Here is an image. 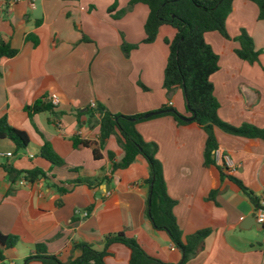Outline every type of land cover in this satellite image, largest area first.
<instances>
[{
  "label": "crops",
  "instance_id": "crops-1",
  "mask_svg": "<svg viewBox=\"0 0 264 264\" xmlns=\"http://www.w3.org/2000/svg\"><path fill=\"white\" fill-rule=\"evenodd\" d=\"M128 1L31 0L32 6L29 0H14L12 5L0 0V40L17 50L14 57L0 60V118L5 116L29 139L27 148L19 152L9 141L0 140V233L19 238L14 248L4 251L0 264H22L36 244L66 261L78 254L77 244L100 248L104 236L121 231L153 258L169 264L181 260L168 234L155 230L146 217V161L137 156L126 169L112 171L107 155L121 153L116 135L97 149L96 159L91 148L72 144L73 137L98 142L99 126L85 115L91 102L124 116L170 107L184 118L191 117L181 90L167 93L162 87L168 55L164 41L173 39L174 30L162 26L152 43L143 44L149 10L137 4L116 17ZM225 29L228 40L216 32L204 35L218 58V70L210 77L219 103L217 116L234 127L263 128L264 20H257L255 4L234 0ZM240 31L259 53L257 63L248 64L234 54ZM123 42L137 48L125 56ZM51 96L58 98L57 106ZM35 102L50 104L52 111L30 114L26 108ZM136 130L145 142L157 146L155 158L162 167L166 192L175 201L173 215L182 236L210 229L204 248L186 264H264V225L262 230L239 228L254 208L216 168L224 164L264 201V142L216 129L215 165L204 167L205 134L193 121L178 125L170 116L149 117ZM44 142L63 166L52 167L40 157ZM9 167L38 168L45 178L11 184L5 171ZM78 180L90 185L75 183ZM58 188L67 192L59 195ZM110 251L113 256L105 264H128L124 246L114 244Z\"/></svg>",
  "mask_w": 264,
  "mask_h": 264
},
{
  "label": "trees",
  "instance_id": "trees-1",
  "mask_svg": "<svg viewBox=\"0 0 264 264\" xmlns=\"http://www.w3.org/2000/svg\"><path fill=\"white\" fill-rule=\"evenodd\" d=\"M76 1V0H63ZM234 0H129L127 8L137 4L145 5L149 14L144 23L143 44L152 43L158 34L159 28L168 26L174 30V37L171 41L165 40L168 48V55L164 68L163 89L169 93L174 89H180L186 111L194 116L193 122L200 127L205 134L203 149L204 167L214 166L213 155L217 149L215 130L218 129L225 134L247 139H259L264 142V127L256 128L250 124H242L238 127L222 122L217 111L219 103L213 94V86L210 77L218 70V58L206 44L204 35L216 32L222 38L228 40L225 29V21L229 15ZM257 7V20H264V0H247ZM110 9L108 12H111ZM123 14L125 10L119 11ZM120 16V15H119ZM118 17V15L116 16ZM29 36L28 39H31ZM34 40V44L36 40ZM238 47L234 54L248 64L257 63L259 53L254 51L253 43L244 31H240L235 38ZM122 53L127 56L137 45H130L123 42L120 46ZM17 50L0 40V60L12 58ZM141 86V85H140ZM144 90L145 87L141 86ZM41 102H35L26 110L31 113L52 111L50 104L41 106ZM171 109L163 107L159 111ZM88 121L93 120L99 126L98 142L82 141L77 137L72 138L74 148H91L92 155L97 158V149H101L111 135H116L121 148L119 156L108 153L112 171L126 169L137 156L142 157L148 165V178L145 181L149 188L146 200L145 214L152 227L157 231L166 232L172 244L180 251L181 260L177 264H186L194 255L204 248V239L210 234V229L200 230L192 235L183 237L173 215L175 201L167 192L162 175L160 162L155 158L157 146L151 142H145L136 130V125L144 121L142 114L124 116L112 114L101 105L95 108H88L85 112ZM170 116L178 125L187 122L180 119V115L173 112H164L153 116ZM151 117V118H153ZM0 140L9 141L15 152L25 150L29 144L25 132L11 127L5 116L0 118ZM39 155L52 167H61L64 162L52 150L49 143L39 148ZM221 178L231 181L244 194L252 204L254 211L261 208L260 200L241 181L234 178L228 168L222 164L216 166ZM11 184L22 179L27 183L45 178V173L34 168L31 170H15L12 167L5 168ZM86 183L89 181L78 180L75 183ZM59 195L65 194V189H57ZM216 190L209 193V199L213 198ZM58 200L56 206H60ZM89 208L87 209V211ZM19 238L14 235H3L0 233V262L4 261V251L14 248ZM114 244L124 246L129 251L128 264H169L149 256L139 244L132 238L127 237L122 231L107 234L100 242L101 247L87 243H79L75 246L78 254L62 261L56 255H48L43 244H36L34 252L29 254L22 264H105L108 257L113 253L110 247Z\"/></svg>",
  "mask_w": 264,
  "mask_h": 264
},
{
  "label": "water",
  "instance_id": "water-1",
  "mask_svg": "<svg viewBox=\"0 0 264 264\" xmlns=\"http://www.w3.org/2000/svg\"><path fill=\"white\" fill-rule=\"evenodd\" d=\"M164 112H173V110L172 109H169V110H165V111L148 112V113H146V114L143 115V118L144 119H147L149 117H153V116L162 114ZM180 119H182V120H184L186 122H191V121H193L194 116L192 115L189 118H184V117L181 116ZM252 226L255 227L257 230H262V225L261 224H258L255 221V214H251L250 216L244 218L243 221L241 222V224L239 225V228L241 230H246V229H249Z\"/></svg>",
  "mask_w": 264,
  "mask_h": 264
},
{
  "label": "built area",
  "instance_id": "built-area-1",
  "mask_svg": "<svg viewBox=\"0 0 264 264\" xmlns=\"http://www.w3.org/2000/svg\"><path fill=\"white\" fill-rule=\"evenodd\" d=\"M30 1V5L33 6L31 0ZM6 3H8V5H12L14 3V0H6ZM50 101L53 105L57 106L59 103V100L56 96H51ZM96 104L94 102L90 103V108H95ZM6 157H11V153H5ZM25 181L24 180H20L19 184H23ZM260 206L261 208L257 209L255 211V221L258 224H261L262 226L264 225V201L260 202ZM83 216H86V213H83Z\"/></svg>",
  "mask_w": 264,
  "mask_h": 264
},
{
  "label": "rangeland",
  "instance_id": "rangeland-1",
  "mask_svg": "<svg viewBox=\"0 0 264 264\" xmlns=\"http://www.w3.org/2000/svg\"><path fill=\"white\" fill-rule=\"evenodd\" d=\"M127 4H128V3H127ZM134 6H135V5H134ZM115 7H116V6H113L114 9H115ZM110 8H111V7H110ZM131 9H132V7L128 9V8H127V5H126V7L124 8L125 12H128V11H130ZM111 12H112V11H111ZM111 12H110V13H111ZM119 13H120L119 11L116 13V14L118 15V17H119V15H120V16L122 15V14H119ZM117 15H116V16H117ZM142 40H143V39H142Z\"/></svg>",
  "mask_w": 264,
  "mask_h": 264
}]
</instances>
